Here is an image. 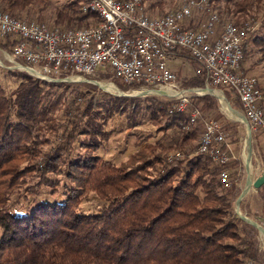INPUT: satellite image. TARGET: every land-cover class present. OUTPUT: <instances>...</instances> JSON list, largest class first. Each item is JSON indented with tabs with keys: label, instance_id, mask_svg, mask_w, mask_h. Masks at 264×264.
Instances as JSON below:
<instances>
[{
	"label": "trees",
	"instance_id": "trees-1",
	"mask_svg": "<svg viewBox=\"0 0 264 264\" xmlns=\"http://www.w3.org/2000/svg\"><path fill=\"white\" fill-rule=\"evenodd\" d=\"M209 2L219 29L226 23L258 25L244 44L240 69L247 75L264 61V0ZM143 4L153 17L172 12H165L171 5L161 0ZM85 5V0H0V11L67 30L98 23ZM204 19L202 14L193 28ZM0 45L13 48L12 40L4 45L0 39ZM176 57L196 67L185 86L205 88L204 75L196 74L200 65L185 51ZM254 59L252 68H243ZM8 77L17 86L8 93L0 81V264H264L259 230L234 210L242 162L213 164L199 152L203 116L189 124L191 112L218 110L214 97H197L174 114L172 103L148 98L152 122L175 133L116 165L98 153L108 137L106 119L82 89L97 86L49 82L18 71H7ZM115 81L123 91L141 87ZM74 87L78 90L69 92ZM222 90L240 104L231 88ZM254 134L264 148L262 133ZM222 171L229 175L228 187ZM89 194L102 202L97 214L79 212Z\"/></svg>",
	"mask_w": 264,
	"mask_h": 264
},
{
	"label": "built area",
	"instance_id": "built-area-1",
	"mask_svg": "<svg viewBox=\"0 0 264 264\" xmlns=\"http://www.w3.org/2000/svg\"><path fill=\"white\" fill-rule=\"evenodd\" d=\"M85 1L84 11L95 14L99 21L81 29L49 28L0 11V37L13 42L11 68L58 82L68 78L86 80L102 67L101 74L110 73L113 79L126 84H140L143 93L155 91L176 101L170 114L185 112L190 96L206 94L196 90H214L222 96V87H228L239 99L251 133L260 131L264 138V90L257 78L240 69L244 44L253 25L226 23L219 29V15L209 0H186L161 17L146 13L143 0ZM202 14L205 19L193 28ZM178 51L187 52L200 65L196 74L204 75L205 88L179 90L177 73L169 66ZM167 90L174 94L166 96ZM199 117L200 112H192L189 124H195ZM199 152L217 166L235 159L226 133L214 119L205 122ZM257 173L264 176V153ZM220 178L226 187L231 185L226 171L220 173Z\"/></svg>",
	"mask_w": 264,
	"mask_h": 264
},
{
	"label": "rangeland",
	"instance_id": "rangeland-1",
	"mask_svg": "<svg viewBox=\"0 0 264 264\" xmlns=\"http://www.w3.org/2000/svg\"><path fill=\"white\" fill-rule=\"evenodd\" d=\"M156 1L159 0H148V4L150 2ZM161 1L165 2L166 5H171L166 8L165 12L169 10L173 11L176 8H179V6L185 2V0ZM46 24L51 25V23ZM253 27L254 30L250 32V34L255 32V30L258 28V25L255 24L253 25ZM0 39L2 40V43L4 45L9 44L11 42L9 38L0 37ZM9 48L10 49H6L3 45H0V81L6 87L7 92L11 93L16 88L17 81L10 77L4 78V74L7 73V71H24L13 70L11 68L13 67V64L9 61V55L11 54L12 48ZM256 60L254 59L250 62L243 63V68H252ZM169 66L177 73L179 90L183 91L196 88L185 86V82L195 74L196 70V67L188 59L183 57H176L175 59L169 60ZM102 71H104V68L99 67L97 68L98 73L94 74L93 76L87 77L86 80L74 79L73 82L67 83H85L97 86V89L95 91L89 88L84 89L83 86L82 89L89 91V97L93 98V106H99L106 119V130L108 137L107 140L103 143L102 148L98 152L103 160L113 162L116 165L124 164L140 148H144L151 144H154L155 142L162 140L166 136L174 135L175 132L173 130H159L158 126L152 122L150 114L146 109V100L148 98H156L164 103H176V101H171L168 97L160 96L154 93H148L147 95H143L140 93L133 94L134 92H141L140 88L123 91L118 86L117 81H115V79H113L111 76L108 77L107 75L101 74ZM109 75L111 74L109 73ZM247 75L257 78L259 80L260 87L264 90V61L250 69L247 72ZM95 82H98L100 85L101 83H114V85L118 87L122 94H114L105 91L103 88L95 84ZM74 90L78 89L75 87L70 88L69 92H74ZM215 93L218 94V92ZM222 93L228 100V102L231 104L232 108L242 115L241 105L237 101L232 100V96L229 97L226 91L222 90ZM207 96L214 97L212 95ZM197 97L200 96H190L188 106ZM217 102L219 104V108L217 111H212L209 113L207 112L203 114L200 113V117L203 116L204 122H206L207 120L214 119L218 121L221 126H226L225 128L227 130V141H233L231 143L232 151L239 156L241 148V155L244 158L246 154L247 143L246 127L243 123L231 119L224 111L223 104L219 100H217ZM204 124L205 123L201 125V130L203 129ZM259 140H261V138L257 134L253 135L252 133V151L254 164L256 162L255 157L258 158L259 162H261L263 159L264 148L262 142L260 143ZM245 177L246 170L245 166L243 165L242 178L239 183L238 197L245 188ZM260 191V200L250 199V197H248L246 199H243L240 203L241 213L245 216L249 214V218L255 221L257 219V221L264 219V188L260 189ZM101 207L102 202H100V200H98V198L94 194H89L86 198H84L79 212L86 215L97 214L100 212ZM234 210H236V202L234 205ZM258 246L264 257V237L262 236V234H260V232L258 235Z\"/></svg>",
	"mask_w": 264,
	"mask_h": 264
},
{
	"label": "water",
	"instance_id": "water-1",
	"mask_svg": "<svg viewBox=\"0 0 264 264\" xmlns=\"http://www.w3.org/2000/svg\"><path fill=\"white\" fill-rule=\"evenodd\" d=\"M74 80L71 78L65 79V80H59L58 82H73ZM95 84H97L99 86L98 82H95ZM206 91V94L204 95H212L214 96L217 100L221 101V99L223 98L220 94H217L214 92V90H209V89H204ZM148 92H146L143 95H147ZM224 99L226 100L227 103V108L229 109L230 112L236 114V116H238V120L241 123H243L246 127H247V143H246V148H247V156L245 159V165H246V169L248 171V181L247 184L244 188V190L242 191V193L240 194V196L238 197L237 201H236V216L238 218H241L245 221H247L248 223L254 225L260 232V234L264 235V228L255 220L250 219L249 217L243 215L240 211V203L243 200V198L245 197V195L248 193V191L252 188L254 189H261L264 186V176H260L258 178H256L254 180V174H253V170L251 169V155H252V133L251 130L249 129V126L247 125V122L245 120V118L243 117V115L239 114L236 110H234L232 108V106L230 105V103L227 101V99L224 96Z\"/></svg>",
	"mask_w": 264,
	"mask_h": 264
},
{
	"label": "crops",
	"instance_id": "crops-1",
	"mask_svg": "<svg viewBox=\"0 0 264 264\" xmlns=\"http://www.w3.org/2000/svg\"><path fill=\"white\" fill-rule=\"evenodd\" d=\"M228 101V100H227ZM231 105V104H230ZM224 111L227 113V115L230 117V118H232V117H235L234 115V113H232V112H230L229 111V109L227 108V106L226 105H224ZM229 148H230V151H231V153H232V155L234 156V160H240L242 163H243V165L245 166V170H246V177H245V186H246V184H247V181H248V177H249V175H248V171H247V169H246V165H245V163H244V161H245V159H246V156H247V151H246V154H245V156H244V158L242 157V155H241V148H240V154H239V156L236 154V153H234L233 151H232V149H231V143H229ZM246 150H247V148H246ZM253 160H254V158H253V151H252V155H251V169L253 170L254 169V172H255V174H254V178H258V173H257V168H258V166L260 165H262L263 164V159H262V161L261 162H259L258 161V158L257 157H255V164L253 163ZM260 177V176H259ZM260 189H254V188H252V189H250L249 191H248V193L245 195V197L243 198V199H246V198H248V197H250V199H255V200H260ZM263 219V218H262ZM258 220V219H257ZM256 220V222H259V224L264 228V219L263 220H260V221H257ZM263 237H264V235H262Z\"/></svg>",
	"mask_w": 264,
	"mask_h": 264
},
{
	"label": "bare ground",
	"instance_id": "bare-ground-1",
	"mask_svg": "<svg viewBox=\"0 0 264 264\" xmlns=\"http://www.w3.org/2000/svg\"><path fill=\"white\" fill-rule=\"evenodd\" d=\"M99 86L101 88H103L105 91H108V92H111V93H114V94H122L121 91L114 84H111V83H101V85L99 84ZM196 92L199 93V94H203L206 91L199 89V90H196ZM138 93L145 94L146 92H144V93L143 92H134L133 94H138ZM148 93H155V91H148ZM164 94L166 96H170V95H173L174 93L171 92V91H169V90H167V91L164 92ZM222 97L223 98L221 99L220 102L223 104V107H224V105L227 106L226 100L224 99V96L223 95H222ZM234 116L235 117H232L231 119H233V120H238L239 119L238 116H236V114Z\"/></svg>",
	"mask_w": 264,
	"mask_h": 264
}]
</instances>
